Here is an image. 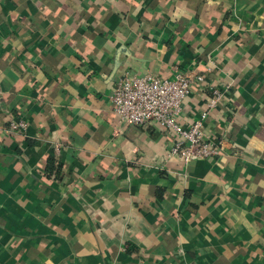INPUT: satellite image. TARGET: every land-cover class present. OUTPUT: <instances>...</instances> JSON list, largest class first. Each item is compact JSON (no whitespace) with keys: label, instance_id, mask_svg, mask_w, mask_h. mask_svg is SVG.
I'll list each match as a JSON object with an SVG mask.
<instances>
[{"label":"crops","instance_id":"1","mask_svg":"<svg viewBox=\"0 0 264 264\" xmlns=\"http://www.w3.org/2000/svg\"><path fill=\"white\" fill-rule=\"evenodd\" d=\"M173 69L229 86L223 156L118 127L115 81ZM0 264H264V0H0Z\"/></svg>","mask_w":264,"mask_h":264},{"label":"built area","instance_id":"2","mask_svg":"<svg viewBox=\"0 0 264 264\" xmlns=\"http://www.w3.org/2000/svg\"><path fill=\"white\" fill-rule=\"evenodd\" d=\"M172 72L170 76H161L127 71L115 81L110 101L118 127L162 129L171 139L165 160L175 158L187 164L216 159L232 150L224 136L206 125L210 121L224 124L231 117V101H225L229 86L196 69ZM195 89L204 101L201 109H191L197 118H187L186 108ZM27 127L26 120L12 119L5 132L23 134Z\"/></svg>","mask_w":264,"mask_h":264},{"label":"trees","instance_id":"3","mask_svg":"<svg viewBox=\"0 0 264 264\" xmlns=\"http://www.w3.org/2000/svg\"><path fill=\"white\" fill-rule=\"evenodd\" d=\"M60 167L61 166L56 165L52 159L49 160L46 167L47 176L51 177L52 175H55L57 177L60 173Z\"/></svg>","mask_w":264,"mask_h":264},{"label":"water","instance_id":"4","mask_svg":"<svg viewBox=\"0 0 264 264\" xmlns=\"http://www.w3.org/2000/svg\"><path fill=\"white\" fill-rule=\"evenodd\" d=\"M120 66V61L119 59L117 58L116 59V64H115V70H117V68Z\"/></svg>","mask_w":264,"mask_h":264}]
</instances>
